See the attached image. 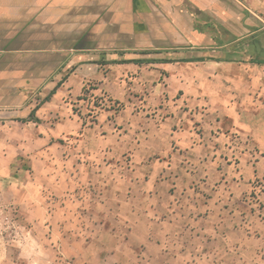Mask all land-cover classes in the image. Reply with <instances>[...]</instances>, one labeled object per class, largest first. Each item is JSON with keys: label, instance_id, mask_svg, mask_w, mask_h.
<instances>
[{"label": "rangeland", "instance_id": "rangeland-1", "mask_svg": "<svg viewBox=\"0 0 264 264\" xmlns=\"http://www.w3.org/2000/svg\"><path fill=\"white\" fill-rule=\"evenodd\" d=\"M129 84L0 96V264H264V89L227 118Z\"/></svg>", "mask_w": 264, "mask_h": 264}, {"label": "crops", "instance_id": "crops-1", "mask_svg": "<svg viewBox=\"0 0 264 264\" xmlns=\"http://www.w3.org/2000/svg\"><path fill=\"white\" fill-rule=\"evenodd\" d=\"M260 52L264 0H0V96H114L128 79L124 96L144 87L185 114L240 117V97L263 94Z\"/></svg>", "mask_w": 264, "mask_h": 264}, {"label": "trees", "instance_id": "trees-1", "mask_svg": "<svg viewBox=\"0 0 264 264\" xmlns=\"http://www.w3.org/2000/svg\"><path fill=\"white\" fill-rule=\"evenodd\" d=\"M53 93H54V91H51V94H53ZM115 102L118 103V105H120L118 101H115ZM116 110L119 111L120 109L117 108Z\"/></svg>", "mask_w": 264, "mask_h": 264}]
</instances>
